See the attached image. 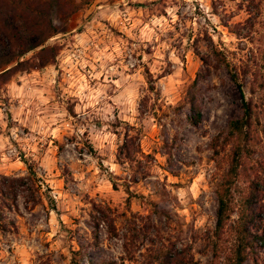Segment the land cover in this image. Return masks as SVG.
<instances>
[{
	"label": "rangeland",
	"instance_id": "rangeland-1",
	"mask_svg": "<svg viewBox=\"0 0 264 264\" xmlns=\"http://www.w3.org/2000/svg\"><path fill=\"white\" fill-rule=\"evenodd\" d=\"M240 2L91 0L64 24L54 18L55 63L0 85V177L26 175L25 157L40 186L36 203L23 191L16 209H3L13 224L0 230V264H157L168 246L208 263L214 188L227 165L209 143L241 114L215 51L235 65L248 97L241 58L262 47L257 34L231 32L247 16ZM197 73L194 126L183 93ZM125 131L137 136L148 173L135 184L129 165L115 163Z\"/></svg>",
	"mask_w": 264,
	"mask_h": 264
},
{
	"label": "trees",
	"instance_id": "trees-1",
	"mask_svg": "<svg viewBox=\"0 0 264 264\" xmlns=\"http://www.w3.org/2000/svg\"><path fill=\"white\" fill-rule=\"evenodd\" d=\"M91 0H0V85L7 83L17 73L38 70L54 64L60 46L49 40L57 35L62 24ZM237 6L247 16L235 23L231 32L239 39L251 41L257 34L262 47L246 48L241 60L244 73L250 72L252 87L247 97L239 82L235 65L231 60L215 51V55L229 73L240 91L241 114L231 118L226 127L215 134L209 143L212 159L225 153L226 168L215 185L216 211L214 228L207 234L210 259L207 264H264V0H242ZM245 29V31H242ZM30 57H25L28 52ZM151 78L149 71H146ZM197 73L185 87L183 104L188 105V119L192 125L200 121V90ZM152 90L154 87L149 85ZM136 143V144H135ZM61 147V145H60ZM137 136L129 131L123 134L118 145L115 163L128 164L131 170L130 183L135 184L148 175L140 168L143 155ZM147 156V155H146ZM20 161L26 167V175L0 177V230L5 231L11 220L6 222L3 209L17 208L20 192L26 191L36 203L35 192L39 191L37 175L33 165L25 157ZM113 189L117 184L111 180ZM124 190L131 194L129 185ZM93 225L98 218L91 215ZM157 264H196L185 248L174 246L161 248L156 255Z\"/></svg>",
	"mask_w": 264,
	"mask_h": 264
}]
</instances>
